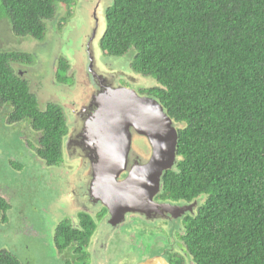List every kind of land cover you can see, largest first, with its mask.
I'll use <instances>...</instances> for the list:
<instances>
[{
	"label": "trees",
	"instance_id": "1",
	"mask_svg": "<svg viewBox=\"0 0 264 264\" xmlns=\"http://www.w3.org/2000/svg\"><path fill=\"white\" fill-rule=\"evenodd\" d=\"M73 3L0 0V21L18 39L42 41L58 6ZM106 15L103 53L128 56V69L153 82L142 94L181 125L178 161L164 173L159 198H203L185 218L192 264H264V0H112ZM31 59L0 51V105L10 108L8 123H28L39 134L36 154L53 167L69 130L62 108L40 109L11 65ZM9 210L0 196L5 224ZM62 224L55 247L77 239L81 251L87 236ZM0 264L21 262L1 250Z\"/></svg>",
	"mask_w": 264,
	"mask_h": 264
},
{
	"label": "rangeland",
	"instance_id": "2",
	"mask_svg": "<svg viewBox=\"0 0 264 264\" xmlns=\"http://www.w3.org/2000/svg\"><path fill=\"white\" fill-rule=\"evenodd\" d=\"M111 3L112 0H75V3L67 6L64 12L61 11L63 7L58 6L56 17L47 22L46 34L42 41L18 39L11 33L9 25L5 21H0V51L8 53L16 51L29 55L32 59L31 62L25 63L28 69L25 78L31 82L33 93L43 104L48 101L56 102L68 110L66 117H71L69 113L70 104L73 102L71 99L75 103L82 102L90 95L89 92L84 93V89L91 92L86 79L85 47L86 37L91 28L92 11L96 6H99L98 10L101 11ZM100 52L101 68L116 75L118 73L119 77L116 80L118 84L136 89L138 93L153 86L149 77L145 78L128 69V65L125 64V58L128 56L114 58L103 53L101 49ZM60 57H66L72 70L75 68L79 70V80L67 78L61 81L58 78L56 72ZM49 63L53 65L55 72H52V80L45 77L43 82L41 76ZM13 67L16 71H25L22 65L20 68L17 65ZM125 68L128 70L127 78L133 81L131 85L119 80L126 74ZM63 75L67 77V72ZM76 82L80 86L76 85ZM40 109L45 108L41 106ZM9 113L10 108L0 105V196L10 204V210L6 213V224L0 223V251L8 250L17 256L21 264H67L57 253L54 233L57 225L61 223L69 226V217L65 209L69 207L67 200H77L84 205L86 200L81 199L83 196L79 200L80 192L75 193L74 189H87V185L85 188L83 186L86 178L90 176V167L82 170L83 179L80 180V172L74 171L72 166H67L69 163L67 156L64 164H58L56 167L47 166L36 154L39 134L28 123L10 125L7 121ZM147 145L146 140L134 139L132 148L133 151L146 152ZM143 152L138 156L140 159L137 161L140 163L147 161V156ZM14 162L17 167L14 166ZM84 197L87 199L88 195ZM202 202L203 198H200L198 203ZM69 208L73 212V208ZM78 208L79 206H76L75 210ZM124 228L120 229V232ZM120 232L117 231L116 234H121ZM114 237L116 242L114 239L110 240L111 242H106L107 248L102 249V254L106 256L103 264H138L136 262L141 259L138 257L139 253L149 254L157 250L156 247L151 250L147 247L148 251L142 249L148 244L142 247L141 243H138L140 249L137 250L135 239L131 241L132 249L122 241V237L115 234ZM142 239L137 241L144 242ZM76 254H69L67 262L74 264L77 261L76 264H80V260L75 258ZM185 263L188 264V259Z\"/></svg>",
	"mask_w": 264,
	"mask_h": 264
},
{
	"label": "water",
	"instance_id": "3",
	"mask_svg": "<svg viewBox=\"0 0 264 264\" xmlns=\"http://www.w3.org/2000/svg\"><path fill=\"white\" fill-rule=\"evenodd\" d=\"M110 5L101 11L96 6L92 11L85 47L91 96L75 114L79 128L71 130L68 144L71 148L74 143L83 154L79 159L82 170L90 167L86 181L91 196L102 201L113 219H123L128 213L140 216L161 211L182 216L192 211L194 203L170 206L154 202L164 173L178 161L181 125L166 113L158 100L118 84L119 74L100 66V43L106 33ZM134 139L146 140L148 153L133 151ZM140 152L147 156L146 162L137 161ZM139 264L169 263L156 256Z\"/></svg>",
	"mask_w": 264,
	"mask_h": 264
},
{
	"label": "flooded vegetation",
	"instance_id": "4",
	"mask_svg": "<svg viewBox=\"0 0 264 264\" xmlns=\"http://www.w3.org/2000/svg\"><path fill=\"white\" fill-rule=\"evenodd\" d=\"M62 7L63 9L61 11L64 12L66 10V5H63ZM62 60L66 61L64 63L65 71L63 72V74L67 72V77L64 76V78L65 79L75 78L79 80V70L77 68L72 70L70 68L69 61L66 59V57H60V59H58V68H57L58 72L63 66ZM11 65L12 67L14 65H17L18 68H20L19 66L22 65V67L25 70L23 72L16 71L14 67L13 69L15 70L18 76H20L21 78L29 82L30 90L33 93L32 88H31V82L29 81V79L25 78L28 75V69L26 67L27 65L21 62H13L11 63ZM125 71H126V74L121 76L119 80H122L128 84L130 83L133 84V81H130L127 78L128 70L126 68H125ZM52 72H55V70L53 69V65H50L49 63L47 65V69L44 70L43 76H41V78L43 79V82H45V77L47 79L52 80V77H53ZM58 72H56V74H58ZM76 85L80 86L78 82H76ZM86 92H89L90 95L87 97V99L85 98L82 102L75 103L74 100L71 99L73 101L70 104L71 106L69 108L70 110L69 113L71 114V117H66L68 116L66 114V111L68 110L63 109L58 103L48 101L47 103L43 104V102L37 97V95L35 96L37 97L39 107L42 106V108H46L47 105L49 104H55L62 108L64 115L66 117V122H67L68 130H69L68 135H69L71 130L75 129L76 127H77L76 130L79 128L78 121L76 122L75 120V114H77L79 112V109H81L89 101L91 92L90 90L85 91L84 89V93ZM141 95L147 96L146 94H141ZM75 123L77 124V126L75 125ZM68 135L65 137L64 143H63V160L61 164L65 163V158L67 156V162H69L67 163V166H72L73 167L72 169L74 171L77 170V172H80V180H81L83 179L82 178V166L80 167L81 164L79 162L80 161L79 158L83 156V154L81 153L80 150H77L75 148L74 143L71 145V148H70L68 144V141H69ZM145 150L148 153L149 150L147 147ZM126 177L127 175L120 177L118 179L119 182L123 181ZM86 185H87V189L85 188ZM83 187L85 188L83 190L81 188H79L80 190L78 188H75L74 192L75 193L80 192L78 194V198L80 200V197L83 196L81 197V199L86 200L85 203H83L84 205H82V202L80 201H77V200L73 201L72 199H70V200H67V206L73 208V212L69 207L65 209L67 210V214L69 217L68 221H69L70 228L72 230L77 231L78 234L83 233L84 236H87V239H85L84 242L82 240L83 248L81 251H77L79 245H81V243L76 241L77 239L76 240L72 239L71 243L66 245L61 250L56 248L59 256L63 258V261H66L67 264H70L67 262L69 261V254H73L77 252L79 253L76 254L75 258L77 257V259L80 260V264H103V262H105L106 256L105 254H102V251H103L102 249L107 248V243H109L110 240L114 239V241L116 242V238L114 237V234L118 237H122L123 238L122 241H124L126 245H130L132 249H133V246H132L131 241L133 239H135V241L137 242V246H136L137 250L140 249V246H138V243H141L142 247L145 244H148V246H145L143 248L141 247L142 249H146L147 251L148 249L150 250L154 249V247L157 248L155 252L153 251L154 253H149V254H147V252L139 253L138 257H141V259L136 262L138 264L147 259H150L156 256L163 257L169 264H179V263L186 264L185 263L186 259H188V264H192V261L189 258L188 253L185 250V245L183 243L182 236L185 234V220H186L185 218H187L188 215L195 214L197 207L199 205L198 203L199 200H195L192 202H181V203L172 202L169 200H162L159 198V194L161 192V188H160L159 193L154 199L155 203L159 205H170V206H174V205L191 206V204L194 203L192 205L193 206L192 211L186 212L182 216H178L176 214H173V215L167 214V213H164L163 211H161V213L151 212L149 215H140V216L137 214L133 215L132 213H128L126 214V217L123 219H120V218L113 219L112 215L109 213L108 208L102 203V201L98 200L94 195L93 197L91 196L90 188L88 187V183L86 180H85ZM70 191L71 189L68 192ZM86 194L88 195L87 199H85L84 197ZM68 195L71 196L70 194ZM76 206H79L77 210H75ZM2 218H3V214H2ZM137 222H139V224H137ZM0 223L5 224L2 221ZM58 226L59 225H57V227ZM122 228L124 229L123 231L120 232V229ZM56 229H55V232H56ZM117 231H119L121 234L117 235L116 234ZM54 236H55V233H54ZM141 237H143L144 239H142ZM137 239H142L145 243L138 242ZM103 241H105V243H103ZM75 245L77 246L76 247L77 249L75 248ZM76 262L74 264H76Z\"/></svg>",
	"mask_w": 264,
	"mask_h": 264
}]
</instances>
